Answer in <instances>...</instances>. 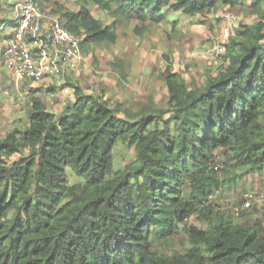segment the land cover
<instances>
[{
  "label": "trees",
  "instance_id": "16d2710c",
  "mask_svg": "<svg viewBox=\"0 0 264 264\" xmlns=\"http://www.w3.org/2000/svg\"><path fill=\"white\" fill-rule=\"evenodd\" d=\"M54 5L80 51L115 44L116 20H135L141 36L170 12L195 17L221 6L260 19L229 28L223 63L201 85L190 88L165 68V109L133 110L79 86L59 113L32 97L27 126L0 138V264H264V222L249 220L253 209L236 224L220 217L205 228L186 225L213 212L217 150L264 173V0H79L75 12ZM109 64L125 82L126 61ZM118 142L133 149L134 162L112 173ZM180 231L188 247L174 250Z\"/></svg>",
  "mask_w": 264,
  "mask_h": 264
},
{
  "label": "rangeland",
  "instance_id": "374dc122",
  "mask_svg": "<svg viewBox=\"0 0 264 264\" xmlns=\"http://www.w3.org/2000/svg\"><path fill=\"white\" fill-rule=\"evenodd\" d=\"M24 1L26 0H4L3 5L8 10L7 13H11L12 16L15 3ZM78 1L51 0L49 3H43L40 0H35L34 2L42 10L52 14V11H55L54 3L75 12L79 8ZM85 6L103 24L113 23L114 19L108 12L99 10L90 2H86ZM53 15L55 14L53 13ZM56 16L59 17L58 14ZM167 17V22L150 27L141 36L134 33L135 20L129 22L116 20L117 40L115 44L108 47L104 45L84 47L81 50V60L77 68L68 73L64 72L60 78L50 79L58 82V89L36 92L35 90L31 91L33 88H28L30 91L24 89L26 97L30 100L31 96H36L49 105V110L59 113L64 105L74 98L73 88L79 86L84 93L101 95L103 98L109 99L112 104L115 102L130 103L131 105H128L133 110L148 106L165 109L167 107L166 94L162 82L165 68L169 67L171 71L177 72L190 88L201 85L206 78L214 76L223 63L224 55L215 59H207L204 56L208 49L220 41L223 30L225 28L233 30L240 24H251L260 19L259 16L252 15L248 9L221 6L195 17L171 12L167 13ZM8 20H11L10 17ZM232 37H234L233 34ZM115 57L125 60L128 65V77L123 83L119 81L117 73L109 64ZM16 105L18 108L21 107L19 103ZM25 108L22 110V114L11 112V116L22 115L20 121L24 122L25 115H27ZM23 127L24 125L18 126V128ZM6 132L7 130H5ZM224 154L223 150L216 151V163L219 167L217 177L220 188L213 192V197L207 202V205L210 204L213 207L212 214L197 213L186 221V225L205 228L212 223L211 220L220 217L229 220L232 224L243 222L245 219L242 215L231 213L232 206L246 192L264 196V173L256 174L248 168L236 167L227 161ZM23 155L26 153L15 155L12 159H19ZM133 162V149L118 142L112 151V173L131 166ZM68 181L77 182L78 180L72 173H69ZM253 210L255 213L249 212L251 215L249 220L258 218L264 222V205ZM153 245L154 248L159 249L158 243L154 242ZM171 246L174 250L188 247L185 234L182 231L171 242Z\"/></svg>",
  "mask_w": 264,
  "mask_h": 264
},
{
  "label": "built area",
  "instance_id": "2783aa9c",
  "mask_svg": "<svg viewBox=\"0 0 264 264\" xmlns=\"http://www.w3.org/2000/svg\"><path fill=\"white\" fill-rule=\"evenodd\" d=\"M12 20L11 36L1 51L0 59L17 84L57 79L64 72L78 67L81 60L80 39L67 32L56 15L26 0L14 5ZM229 36L230 31L225 28L220 41L208 49L204 56L215 59L223 55ZM263 205L264 196L246 192L231 211L233 215H239L242 211Z\"/></svg>",
  "mask_w": 264,
  "mask_h": 264
},
{
  "label": "crops",
  "instance_id": "0c3cea01",
  "mask_svg": "<svg viewBox=\"0 0 264 264\" xmlns=\"http://www.w3.org/2000/svg\"><path fill=\"white\" fill-rule=\"evenodd\" d=\"M3 2L4 0H0V20L4 21V24L0 26V56L1 51L4 49L12 32L11 20H8L9 17L12 19V16L11 13H7L8 10L6 7H4ZM49 80L50 79H44L42 81L33 83L24 82L21 85V89L20 85L15 81L13 75L3 67L2 61L0 59V135H2V137L5 135V130L8 132L12 128H18L20 125H24V127L27 126V115H25L24 122L22 120L20 121L22 115L17 117L11 116V112L22 114V110L25 107V111H28L31 98H38L36 96H31L29 100V98L26 97L27 94L25 93L26 91H24V89L33 88L31 91L35 90L36 92H45L47 89L54 90V88H59V85H57L58 82L56 83V81ZM28 91L30 90L28 89ZM27 93L29 95V92ZM16 102L21 104V107H16ZM42 102L44 103V101ZM44 104L49 110V105L46 103Z\"/></svg>",
  "mask_w": 264,
  "mask_h": 264
}]
</instances>
